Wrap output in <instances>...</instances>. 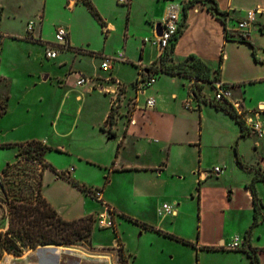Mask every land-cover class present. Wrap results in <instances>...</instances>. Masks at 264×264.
<instances>
[{
    "label": "crops",
    "instance_id": "0c3cea01",
    "mask_svg": "<svg viewBox=\"0 0 264 264\" xmlns=\"http://www.w3.org/2000/svg\"><path fill=\"white\" fill-rule=\"evenodd\" d=\"M90 1L104 22L102 27L96 19L106 39L100 49L92 46L89 39L79 41L74 12L79 8L80 0H60L62 9L71 17L61 26L69 32L70 49L60 51L56 58L62 68L58 79L66 99L72 93L76 94L78 107L71 111L68 106L64 110L63 98L62 106L50 124L48 138L39 139L32 135L2 140L0 145L41 141L53 149L46 153L45 158L55 168L69 172L74 180L88 188L100 190L98 200L94 199L50 169H45L42 195L66 220L89 215H102L110 220L109 209L114 211L115 218L118 215L114 208L118 205L116 199L124 194V184L128 183L134 202L148 205L158 216L156 220L150 221L151 224H147L181 239H184L181 234L165 226V219L171 217V224L179 222L184 214V200L195 202L197 218L194 224L198 225L197 231L187 241L195 245L189 247L194 250L196 257L207 252L234 254L241 255L251 264L250 258L242 251H207L203 248H225L237 237L242 247L250 245L264 249V242L260 243L264 234V180L254 184L259 222L245 241L255 212V199L249 184L257 171L264 174V136L258 137L247 126L242 135L235 119L214 106L209 83L203 82L204 89L200 95H196L193 109L184 106L191 80L185 76L162 72L155 84L143 94L136 95L135 92L138 66L140 63L150 65L157 58V49L144 44L143 39L155 37L156 25L165 18L171 3L184 4L189 0H132L124 6L125 24L118 23L119 16L115 13H119L116 11L121 7L117 3L109 7L105 0ZM214 1L219 10L226 13V23L223 24L202 3L189 7L185 10L183 31L166 63L178 65L189 57L200 59L208 67L205 73L210 81L219 80L231 87L229 103L235 110L241 109L247 117L264 127V0ZM52 2L43 0L40 10L32 17L41 16L42 21L34 31L35 39L40 42L32 43H40L43 49L45 44L54 42L58 29L54 24L52 27L56 28L53 35H46V12ZM0 5L4 11L5 0H0ZM256 8L261 11L250 27L239 30L237 24L248 11ZM228 32H232L233 37L229 38ZM116 33L121 34L124 43L117 46L115 54L123 51L127 61L116 62L111 70H105L110 72L109 78L101 80L100 76L104 74L101 64L98 70L78 67V62H96L100 57L102 63V57L115 55H111L108 44ZM121 67L129 68L131 73L122 75ZM75 73L95 78L96 81L77 86ZM49 76L50 72L45 73L42 81H47ZM4 80L6 78L0 74V81ZM114 82L122 86V94L112 118H109L111 101L116 96L113 92ZM148 97L156 99V106L142 111ZM136 98L141 109L131 114ZM6 114L7 109L0 117V122ZM132 118L134 123H130ZM9 149L14 150V157L5 160V163H12L16 157V148ZM52 153L63 155L66 160L51 157ZM214 167L222 168L223 172L203 178V172H209ZM160 200L172 201L175 215H158ZM96 202L100 203L99 209L92 206ZM257 256L259 264H264V251L257 252ZM174 259L172 256L170 260Z\"/></svg>",
    "mask_w": 264,
    "mask_h": 264
},
{
    "label": "rangeland",
    "instance_id": "374dc122",
    "mask_svg": "<svg viewBox=\"0 0 264 264\" xmlns=\"http://www.w3.org/2000/svg\"><path fill=\"white\" fill-rule=\"evenodd\" d=\"M42 1L5 0L4 11L0 5V74L6 78L0 81V96H3L0 98V105H5L8 98L7 114L0 122V141L32 135L39 139L48 138L51 133L50 124L65 98L58 79V74L62 73L58 59L46 60L43 55V46L40 43H32L26 32L28 21L32 20V17L40 10ZM52 1V6L48 7L46 12L48 24L46 35L48 36H52L54 28L64 26L66 20L71 17V14L62 9L60 0ZM105 3L109 7L117 3L121 7L119 11H116L119 13L115 14L119 16L118 23L125 24L124 9L126 10V7L120 5L117 0L115 2L105 0ZM80 4L83 6L80 7ZM78 7L74 15L78 23L79 41L89 39L92 46L100 49L105 43V34L97 26L96 18L87 6L80 2ZM54 24L56 27H52ZM227 36L233 37L232 32H228ZM122 38L120 33L113 34L108 44L111 55L115 54L119 44L122 46L124 43ZM97 59L96 62L87 60L78 62L77 65L98 70L101 58ZM102 71L104 77L100 76L101 80L109 78L110 72ZM49 72L48 80L43 82L44 74ZM120 73L128 76L131 70L121 67ZM208 93L211 91L208 90ZM75 95L72 93L68 99H64V110L68 109V106L71 107V111L78 107L79 102H75ZM13 157L14 150L0 148V169L7 164L5 160ZM51 157H57L60 161L66 160L65 156L57 153H52ZM0 180L2 182V175ZM129 187V184L125 183L124 194L116 199L118 205L114 208L118 211V215L114 218L115 228L100 227L99 217L94 216L93 233L88 240L66 247L38 246L35 249L24 250L19 256L0 250V264H40L41 261L36 252L41 249H45L44 252L47 255L53 253L52 256L58 257L57 264H248L241 255H223L213 252L200 255L197 260L191 247L154 231L145 230L140 224L127 220L122 215L140 223L151 224L150 221L156 220L157 216L151 208H148V205H137L134 202ZM49 188L51 189L52 186ZM28 194L29 192L25 191L23 197H27ZM159 202L161 206L164 203H172L169 200ZM99 205L98 202L92 204L97 209ZM195 205V202L190 199L184 200L182 207L184 214L181 220L171 224L172 218L168 217L165 219V226L189 240L188 237L196 235L198 226L194 224L197 218ZM9 216V205L0 192V235L6 234L9 228ZM262 236L260 243L264 242V234ZM172 256L175 257L174 260H170Z\"/></svg>",
    "mask_w": 264,
    "mask_h": 264
},
{
    "label": "trees",
    "instance_id": "16d2710c",
    "mask_svg": "<svg viewBox=\"0 0 264 264\" xmlns=\"http://www.w3.org/2000/svg\"><path fill=\"white\" fill-rule=\"evenodd\" d=\"M80 2L87 6L90 13L101 23L102 27H104V22L101 20L99 13L96 11L91 1L80 0ZM197 3L204 4L207 10L219 20H221L223 24L226 23V13L219 10L217 3L214 0H189L184 3L185 10L196 5ZM185 21L186 13L179 33L171 42L166 60L162 62L161 70L163 73L173 75L178 74L190 79H195L197 81L194 84L196 95H200V92L204 89V83L210 84L212 82L210 79H208L205 73L208 67L200 59L189 57L187 61L178 65H168L166 63L167 60L171 58V54L173 53L177 40L183 31ZM241 39L245 40L242 37ZM222 59L223 52L221 53L220 57L221 61ZM214 106L216 108L222 109L233 119H235V121L241 127L242 135H244L245 131L247 130L245 121L237 114V111L230 103H215ZM6 109L7 101L5 105H0V117L3 116V114L6 112ZM112 115L113 111L110 112L109 118H112ZM0 148L17 149L15 160L12 163H7L1 171L3 186L1 195L5 199L7 205H9L10 216L9 228L6 231V234L0 235V250H6L9 253L19 256L24 250L35 249L38 246L66 247L75 245L81 241L88 240L93 233L94 216L89 215L87 217L74 220H66L62 218L42 195L43 173L45 169H50L60 178L68 181L83 193L97 200L98 196L95 195V192L100 190L88 188L87 186L74 180L70 176L69 172L67 173L64 171H59L57 168H55L45 158L46 153L53 149L41 141L31 140L15 144L6 143L1 144ZM258 180H264V174L260 173V171L256 172L255 177L249 184L255 199V212L254 222L245 235V241L248 240L252 228L259 222V211L256 201L257 194L254 187V184ZM25 191L29 192L27 197H23ZM197 191L199 192V187ZM109 211L111 214L112 223L115 228V213L113 210L109 209ZM122 216L129 221L140 224L145 230L155 231L156 233L169 239L175 240L187 246L195 247V245L191 242L155 229L153 226L147 223H140L137 220H133L127 216ZM203 249L207 251H217L221 249L225 250L223 247H204ZM236 250L246 253V255L250 258L251 264H259L257 252L264 251V249L254 248L250 245Z\"/></svg>",
    "mask_w": 264,
    "mask_h": 264
},
{
    "label": "built area",
    "instance_id": "2783aa9c",
    "mask_svg": "<svg viewBox=\"0 0 264 264\" xmlns=\"http://www.w3.org/2000/svg\"><path fill=\"white\" fill-rule=\"evenodd\" d=\"M131 1L132 0H117V2L123 6L129 5ZM260 11L261 10L258 8L248 11L244 19L237 24L238 29L242 31L248 29L251 23L254 21L256 15ZM184 18H185L184 4L171 3L168 6L165 18L161 22V28H162L161 34L159 36H155L152 38L143 39L144 44H150L157 49V58L150 65H143L140 63V65L138 66L139 69L138 78L134 85L136 95H139L141 93L143 94L147 89L152 87L155 84L158 76L162 73L161 70L162 62L166 60V56L169 51L171 42L173 41L175 36L179 33ZM41 21H42L41 16H36L32 20L28 21L26 25V32L29 35V39L34 42H40L35 39L34 31L36 25L38 23H41ZM54 38L55 40L53 43H47L44 45V56L47 60H54L57 58L60 51H67L70 49L69 32L66 28L64 27L58 28L56 30ZM126 61L127 59L123 51L120 50L117 51L116 54L113 56L102 57L101 68L104 70H111L114 63L126 62ZM75 78H76L75 84L77 86H82L87 83H92L96 81L95 78L86 77L81 73H75ZM195 82H197L195 79L190 80V84L188 86L189 94L184 103L186 109L195 108L194 101H196L197 99L196 89L194 87ZM100 86L102 87V83H100ZM210 88L213 92V96H212L213 102L221 103V104L229 103L231 98V87L229 85L223 83L222 81L215 80L210 83ZM113 92L116 93V96L111 101L112 111L120 103L119 100L122 94V86L119 83L114 82ZM155 106H156V99L154 97H148L146 99L144 107L141 109L137 105V98H136L135 103H133V107H132L133 111L131 114H133V112L136 111L137 109L146 111L155 108ZM236 108H238V106ZM236 111L237 114L242 119H244L245 125L252 133H255L258 137L264 136V127L259 122H257L252 118L247 117L246 114H244V112L239 108ZM130 123H134L133 118L130 120ZM222 172H223L222 168L214 167L209 172H203L202 176L203 178H207L211 175H220ZM95 195L99 196V192L98 191L95 192ZM175 213H176L175 204L172 203L170 204L164 203L161 206V208L158 210V215L162 217L173 216L175 215ZM99 222H100V227L102 228H114L111 218L110 220H106L105 217L101 215L99 217ZM241 247H242L241 241L237 237H235L230 243L226 245L225 249L236 250Z\"/></svg>",
    "mask_w": 264,
    "mask_h": 264
},
{
    "label": "bare ground",
    "instance_id": "6f19581e",
    "mask_svg": "<svg viewBox=\"0 0 264 264\" xmlns=\"http://www.w3.org/2000/svg\"><path fill=\"white\" fill-rule=\"evenodd\" d=\"M49 253V252H48ZM36 255L39 257L41 263L40 264H57L59 262L58 257L47 255L43 249L38 250ZM60 259V258H59Z\"/></svg>",
    "mask_w": 264,
    "mask_h": 264
},
{
    "label": "water",
    "instance_id": "95a60500",
    "mask_svg": "<svg viewBox=\"0 0 264 264\" xmlns=\"http://www.w3.org/2000/svg\"><path fill=\"white\" fill-rule=\"evenodd\" d=\"M156 29H157V31H156V34H155V36H159L160 34H161V30H162V28H161V23H158L157 25H156ZM2 189H3V186H2V182H1V180H0V192H2ZM45 250V249H44Z\"/></svg>",
    "mask_w": 264,
    "mask_h": 264
}]
</instances>
